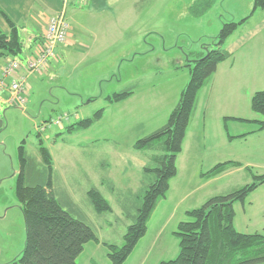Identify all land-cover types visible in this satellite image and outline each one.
I'll use <instances>...</instances> for the list:
<instances>
[{"label": "rangeland", "instance_id": "1", "mask_svg": "<svg viewBox=\"0 0 264 264\" xmlns=\"http://www.w3.org/2000/svg\"><path fill=\"white\" fill-rule=\"evenodd\" d=\"M68 1L67 21L75 46L52 70L29 74L23 69L31 75L23 95L26 106L8 107L0 115V264H14L25 247V219L16 194L19 148L24 145L30 156L42 161L41 140L53 157L52 186L59 202L99 238L86 245L78 264L91 259L110 264L107 245H123L138 212L143 168L156 153L138 150L136 144L168 122L190 80L189 65L207 53L224 23H239L255 6V0H87L82 7L76 0ZM263 15L259 9L250 19L256 24ZM131 89L128 99L108 101L114 93ZM99 111L103 117L93 126L68 132L69 126ZM200 127L198 117L190 145L177 161L178 174L125 264H161L177 258L176 233L181 222L189 221L187 211L252 182L246 169L228 178L201 176L207 163L199 160L198 147L191 144ZM250 128L243 126L242 131L246 134ZM93 187L111 211L94 208L89 198ZM236 227L253 233L239 219Z\"/></svg>", "mask_w": 264, "mask_h": 264}, {"label": "trees", "instance_id": "2", "mask_svg": "<svg viewBox=\"0 0 264 264\" xmlns=\"http://www.w3.org/2000/svg\"><path fill=\"white\" fill-rule=\"evenodd\" d=\"M259 9L264 10V0H255L251 15L239 23H224L212 47L193 61V66L189 65L190 80L168 122L136 144L138 150L148 149L156 153L143 168L144 186L139 196L138 212L124 236L123 245H107L110 264H124L146 236L153 212L159 201L166 198L170 181L178 174L177 158L183 151L199 96L203 89L210 87L218 65L231 56L225 49L227 40ZM2 15L11 31L5 33L0 28V57L18 58L24 50L18 28L4 12ZM133 93V89L114 93L108 101L121 102ZM252 109L264 116V91L254 94ZM102 117L103 112L99 111L94 117L69 126L68 132L88 129ZM253 123L258 124L255 131L264 130V121ZM39 150L41 162L30 156L24 145L19 148L20 173L16 194L25 219L26 242L20 259L14 264H78L86 245L99 242V238L87 222L75 218L59 202L52 187L53 157L42 140ZM233 164L241 166L233 162L218 164L207 176H217ZM246 170L252 174L251 183L228 194L213 196L203 206L187 212L189 221L181 222L176 233L180 240V253L177 258L161 264H264V235L241 233L234 224L235 204L244 203L257 188L264 185V174L256 175L248 167ZM89 198L98 212L112 210L96 187L89 191Z\"/></svg>", "mask_w": 264, "mask_h": 264}, {"label": "crops", "instance_id": "3", "mask_svg": "<svg viewBox=\"0 0 264 264\" xmlns=\"http://www.w3.org/2000/svg\"><path fill=\"white\" fill-rule=\"evenodd\" d=\"M88 1L93 3L100 0ZM66 2L69 3L68 0H0V28L5 33L11 31L2 15L4 12L17 26L24 47L23 54L18 58L0 57V80L2 79L3 68L10 61L18 59L25 62L38 54L43 45L45 31L50 19L62 11H65L67 18L68 7ZM76 2H79L78 7H82L87 0H76ZM99 8L101 10L108 9L105 6H99ZM42 19L45 20L44 24L40 22ZM250 20L242 26L244 29L241 33L237 34L236 31L227 40L225 49L231 56L218 65L210 87L201 92L197 111L185 138L183 151L179 154L182 156L187 144H189L190 140L188 141V139L192 134L193 122L194 120L196 122L199 117L202 125L199 128L200 134L191 144L198 147L197 152L201 156L199 160L207 163L206 172L209 173L218 164L226 162L241 164V166L233 164L228 167L218 175L220 178L240 174L247 167L253 169L257 175L264 174V130L255 131L258 129V124L253 123L254 121H264V117L252 109L254 94L264 91V15L256 24H254L255 21ZM74 37L70 26L67 42L57 48L56 58L50 62L45 68L46 70H52V67L61 61V57L63 58L65 53L72 46H75V42L72 41ZM23 69L20 70L18 76L25 77L27 82V78L31 75H28V72ZM8 94L7 89L0 91V100H5ZM8 107L13 106L2 103L0 115L5 114ZM238 120H246L247 122ZM1 126H3L2 122L0 123ZM243 126L251 127L246 136H243L245 135L242 131ZM231 130L236 131L235 134ZM229 136L235 138L230 139ZM206 172L202 171L201 176L212 178L208 177ZM52 187L57 197L56 187L54 185ZM238 204L240 210L237 209ZM235 211V227L236 220L239 219L248 229L253 230L252 234L264 235V185L257 188L244 203L235 204ZM89 264H97V262L91 259Z\"/></svg>", "mask_w": 264, "mask_h": 264}, {"label": "built area", "instance_id": "4", "mask_svg": "<svg viewBox=\"0 0 264 264\" xmlns=\"http://www.w3.org/2000/svg\"><path fill=\"white\" fill-rule=\"evenodd\" d=\"M69 30L70 25L65 11H62L50 19L45 31L43 45L33 59L25 62L15 59L3 68L0 91L7 89L9 94L5 100H0V108L2 103H7L10 106L19 105L23 108L26 106L27 99L23 96L26 91V78L18 76V73L23 68L29 73H41L56 58L57 48L67 42ZM7 80H10L8 85ZM65 118L68 119L67 116ZM60 120L57 121V124L62 123Z\"/></svg>", "mask_w": 264, "mask_h": 264}, {"label": "water", "instance_id": "5", "mask_svg": "<svg viewBox=\"0 0 264 264\" xmlns=\"http://www.w3.org/2000/svg\"><path fill=\"white\" fill-rule=\"evenodd\" d=\"M1 123V122H0Z\"/></svg>", "mask_w": 264, "mask_h": 264}]
</instances>
